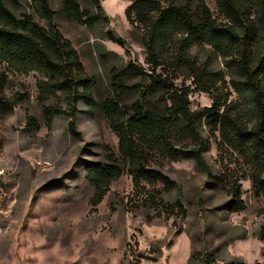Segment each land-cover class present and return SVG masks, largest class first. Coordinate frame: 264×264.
I'll list each match as a JSON object with an SVG mask.
<instances>
[{
    "label": "rangeland",
    "instance_id": "rangeland-1",
    "mask_svg": "<svg viewBox=\"0 0 264 264\" xmlns=\"http://www.w3.org/2000/svg\"><path fill=\"white\" fill-rule=\"evenodd\" d=\"M17 1L14 6L5 0L17 18L33 15L28 0ZM63 1L50 0L57 13L55 24L78 53L86 74L96 78L98 108L79 105L77 126L82 138L74 137L66 116L54 117L51 127L45 119L49 107L66 109L60 94L42 104L37 91L39 76H9L7 98L24 100L13 113L0 117V264H202L201 259L207 257L213 258V264H264V240L260 238L264 193L255 195L251 180L255 168L231 149L220 147L218 134L205 154L211 178L190 159L150 163L174 183L170 192H163L162 185L157 189L163 192L165 204L180 201L184 205V217H168L143 205L126 174L112 183L98 211L90 213L94 187L86 181L85 164L106 163L107 148L116 151L118 145L101 105L116 94L115 78L130 64L145 71L149 66L141 42L143 31L131 26L125 16L135 0H104L101 6L109 23L93 29L67 21L62 15ZM74 1L82 10L96 14L91 0ZM205 2L213 17L223 23L215 0ZM194 14L199 15L198 3ZM34 20L47 28L37 17ZM109 31L122 38L126 48L111 43ZM190 54L197 67H209L214 75L211 91L203 93L188 72L176 73L175 85L192 91L191 109L210 107L218 95L222 101H235L221 57L201 44ZM142 79L130 72L122 86L142 84ZM160 98L161 94L151 96L146 108H157ZM138 100L135 92L120 97L123 106ZM235 181L242 185L245 203L240 213L226 207ZM139 255L149 260L139 262Z\"/></svg>",
    "mask_w": 264,
    "mask_h": 264
},
{
    "label": "trees",
    "instance_id": "trees-1",
    "mask_svg": "<svg viewBox=\"0 0 264 264\" xmlns=\"http://www.w3.org/2000/svg\"><path fill=\"white\" fill-rule=\"evenodd\" d=\"M11 1L18 5L17 0ZM103 1L91 0L94 14L82 10L74 0H64L62 15L88 29L108 24L109 18L101 6ZM215 3L223 23L213 17L205 0H135L126 10L128 23L143 31L141 42L149 70L130 64L115 78L116 94L101 105L118 145L116 151L107 148L106 163L85 164L86 181L94 187L90 213L98 211L112 183L126 174L143 205L161 210L168 217H184L186 209L180 201L165 204L162 200L163 192L174 189V183L151 168L150 163L190 159L211 178L205 154L217 134L220 147L226 146L255 168L251 178L253 191L256 196L264 193V0H215ZM28 4L33 15L17 18L6 7L5 0H0V117L13 113L24 100L7 98L9 76L35 74L40 77L37 82L40 103L60 94L66 104L65 110L60 107L46 110L47 125L51 127L54 117L66 116L70 134L82 138L77 126L79 105L84 103L90 110L98 108L94 97L97 80L86 74L78 53L57 28V13L52 10L50 0H28ZM34 16L45 22L47 28L36 23ZM107 36L111 43L126 48V42L111 31ZM200 44L221 57L236 100L229 103V98L222 101L218 95L210 107L194 111L190 87L178 88L174 79L176 73L186 71L198 91H211L213 73L209 67H197L190 54ZM130 72L141 75L142 84L122 86V80ZM129 92L139 94L140 100L131 106L121 105L120 97ZM157 94H161L158 107L147 109L151 96ZM159 185L163 186V192L157 189ZM242 195V185L235 181L226 205L228 211L245 210ZM260 238L264 240V226ZM142 259L149 260L139 255V262ZM201 263L213 264V258L201 259Z\"/></svg>",
    "mask_w": 264,
    "mask_h": 264
}]
</instances>
